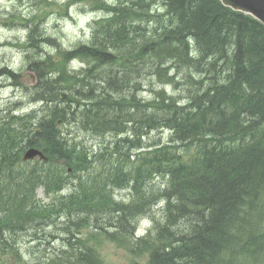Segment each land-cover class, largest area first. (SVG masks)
Wrapping results in <instances>:
<instances>
[{
    "label": "trees",
    "instance_id": "16d2710c",
    "mask_svg": "<svg viewBox=\"0 0 264 264\" xmlns=\"http://www.w3.org/2000/svg\"><path fill=\"white\" fill-rule=\"evenodd\" d=\"M113 1L91 44L76 51L88 64L86 84L77 90L72 73L51 83L50 98L69 87L71 95L59 100L73 102V110H52L18 151L59 140L58 119L93 136L124 137L107 141L99 161H72L62 142L53 157L45 150L50 164L27 176L28 193L95 175L94 183L49 205L30 204L19 193L1 196L0 251L16 248L13 236L34 216L58 214L72 223L75 214L84 225L97 220L105 240L147 255L145 264H264V26L217 0ZM147 87L152 98L144 102ZM13 116L16 127L29 119ZM152 130L168 141H145ZM140 149L148 154L130 163L128 152ZM55 160L65 162L57 173ZM155 178L159 185L151 184ZM123 189L128 203L114 198ZM144 218L158 233L134 238ZM89 259L104 264L92 250L58 264Z\"/></svg>",
    "mask_w": 264,
    "mask_h": 264
},
{
    "label": "bare ground",
    "instance_id": "6f19581e",
    "mask_svg": "<svg viewBox=\"0 0 264 264\" xmlns=\"http://www.w3.org/2000/svg\"><path fill=\"white\" fill-rule=\"evenodd\" d=\"M86 1L93 6L92 9L103 13L102 16L95 18L93 22H91L90 30L92 33L93 29L96 27V23L103 21V19L108 16L110 6L114 5L113 0H60V2L59 0H46L45 4L48 8L54 7L55 9L63 6L65 10L64 16L67 17L70 8H73L76 5L79 6V4L85 5L84 3ZM10 6L11 1L8 2V0H2V2H0V28L10 24L15 25L13 31L18 32L17 36L20 39L17 41H14V39H4L0 42V45L3 46L4 52L7 51L9 53L5 59L0 61V182L5 185V187L0 188V197L7 194L12 195V193H19L20 198H25L29 195L28 203L30 204L37 206H40V203L42 205H49L52 202L61 201L62 197L80 191L82 188L83 190L89 189L94 183L91 178H94L95 175L91 178L84 176L85 178L77 180L76 183L70 182L61 189L54 192L51 191L50 193H47L44 184H39L36 188H32V191L28 193L29 185L27 184V176L33 172L34 168L40 169L43 165L50 164L51 157L45 152V150L50 152L51 156L55 155L59 152L60 142H62L65 148H69V154L67 153V155H69V158L72 161H90L91 158H95L99 161L98 154L101 147L105 145L107 141L114 144L119 138L122 139L124 137V133L122 134V132H120L117 138L107 140L109 135L106 137L100 135L93 136L91 131H78V127H76L74 123L63 124V120L58 119L53 129L54 131L61 132L59 140L52 144H47L45 150L39 147H31L24 152L18 151L21 140L32 135L35 130L41 128L44 121L50 117L52 110L61 107L66 114L73 110V102H61L71 95L69 87L59 89L61 92L59 99L61 101L55 97L50 98L49 91L51 83L58 79L62 74L66 73H72L71 76H73L76 81L74 83H76L75 87L77 90H80L82 85L86 84L85 75L87 73L88 64H86L85 60L76 56V51L83 46H89L91 44V35L88 42L79 43L69 50L62 49L59 45L53 46L56 54H52L47 49L50 48V44L53 43L54 40L43 31L44 25L41 24V22L35 23V16H29L26 17L24 28L18 30V12L14 11L15 9H10ZM19 31L21 33H19ZM13 50H16V55ZM19 55L22 56L18 57ZM15 58H22V64L26 58L27 65L18 68L19 66L14 62ZM12 79L17 82L14 83ZM158 88L161 89L162 86L160 85ZM149 90V87H147L144 92L149 93L148 97H144V93H141V98L144 102L151 101L152 97ZM13 96L17 99L14 104L10 100ZM78 107L79 105H77V108ZM148 112L152 115L154 114V112ZM18 114L28 115L29 119L16 127L13 115ZM152 131L154 132L155 130ZM80 133H88L93 139L97 138L100 140L101 143L98 147L90 146L87 143V139H84V137L81 138ZM168 139L166 141H168ZM158 141H161L162 143L166 142L162 140ZM153 142H155V140ZM30 149L35 150L33 154L30 153ZM140 150H144V154H148L146 153V149ZM61 166H65V162L63 160H55V173H57ZM68 170L71 172L70 168ZM155 183H157V178H155L151 184L153 185ZM33 185L34 184H30V187H34ZM39 190H42L43 196L48 199V202H42L38 198ZM129 192L128 189L117 191L114 193V198L118 202L123 201L128 203L130 201L128 199L130 196ZM71 220L72 223H69V220L62 218L58 214L52 216H48L46 213L37 215L31 219L28 229L26 231L19 230V234H25L26 236L31 237V240L35 243V247L32 246V248H35L34 255H39L40 253L45 254V252H47V245H49V248H52L53 246V242L50 244L48 243V236H46V234H50L52 230L65 231L64 233L67 236L66 243L68 244L66 247H68V249H65L64 251L61 249L57 252L56 258L58 260L69 257V253L91 256V250L94 252L96 251L89 245L101 239L104 233L103 231L96 229L95 224L98 221L96 220L89 225H84L76 222L77 216L75 214L72 216ZM145 221L146 226L143 224L141 228L135 230L134 235H136V238H140L137 237L139 232H142L141 238H144L147 235H157L158 231L157 233L156 230L153 231L152 222L149 219H145L144 222ZM97 225H99V223H97ZM109 230L112 231L113 229L111 228ZM14 239L15 238H13L12 242H14ZM0 243L2 248L6 247L2 244L1 237ZM42 245L45 246L44 249ZM16 249H18V247H16ZM86 262V264H94L91 259ZM244 262L248 263V261Z\"/></svg>",
    "mask_w": 264,
    "mask_h": 264
},
{
    "label": "rangeland",
    "instance_id": "374dc122",
    "mask_svg": "<svg viewBox=\"0 0 264 264\" xmlns=\"http://www.w3.org/2000/svg\"><path fill=\"white\" fill-rule=\"evenodd\" d=\"M10 1V9H15L14 11L18 12V30H22L24 28L26 17L35 16V23L41 22V24L44 25L43 31L54 40H52L53 43L50 44V48L47 49L52 54H56L53 46L59 45L62 49L69 50L74 48L79 43L88 42L91 35V22H93L95 18L103 15L102 12L92 9L93 6L90 5L88 1L84 3L85 5L79 4V6L76 5L75 7L70 8L69 15L67 17L64 16L65 10L63 6L58 9H55L54 7L48 8L45 4L46 0H8V2ZM0 2H2V0H0ZM14 27L15 25L10 24L0 28V42L4 39H14V41L20 39L17 36L18 32L13 31ZM19 33L21 32L19 31ZM15 51L14 54L16 55L17 53ZM8 54L9 53L7 51L4 52L3 46L0 45V61L5 59ZM22 55H19L18 57H21ZM22 61V58L14 59L15 64L19 66L18 68L27 65L26 58L23 64L21 63ZM12 81L14 83L17 82L14 79H12ZM151 82L153 86L157 85L156 81L153 80ZM143 96L148 97L149 93L146 92L143 94ZM10 100L13 104L17 101L14 96ZM80 135L81 138L84 137V139L88 140L87 143L90 146L98 147L101 143L100 140H98L97 138L93 139V137L88 133H80ZM168 137L169 136L166 133L162 134L160 132L152 131L149 135L146 136V139L148 140V142H153L154 140L166 141ZM109 139H113V137L109 136L107 140ZM146 139L144 140L147 141ZM143 151L144 150H136L128 152L131 157L130 163L134 161V158L136 156L144 153ZM159 184L160 181L157 180V185ZM38 198L42 202H48V199L44 198L42 190L38 191ZM152 211L153 215L156 216V218L160 219L161 212L159 211V206L157 207L152 205ZM145 219L147 218L139 221L137 229L141 228L143 224L146 226V221L144 222ZM141 234L142 232H139L137 234V237H141ZM46 236H48V243L50 244L53 242V246L52 248H49V245H47V252H45V254L40 253L39 255H34L35 248H32V246H34L35 243L31 240V237H28L25 234L21 235L19 233L18 235L13 236L16 239V241L14 239L13 243L16 247H18V249L15 248L13 250L10 247L9 249H5L4 252L0 251V264H58L59 260L56 258L57 252H59L61 249H63V251L65 249H68V247H66L68 246V244L66 243L67 236L64 232L57 230H52L51 233L46 234ZM134 237L136 238V235H134ZM89 246H91L97 252V254L99 253L98 255L102 259L104 264H145L148 259L147 255H134L127 250V247L118 246L116 243L109 242L104 238L99 239ZM42 247L43 249L45 248L44 245H42ZM15 250L17 251L18 255H16V253L14 252ZM240 260L243 261V258H238L236 260L237 263H239Z\"/></svg>",
    "mask_w": 264,
    "mask_h": 264
},
{
    "label": "water",
    "instance_id": "95a60500",
    "mask_svg": "<svg viewBox=\"0 0 264 264\" xmlns=\"http://www.w3.org/2000/svg\"><path fill=\"white\" fill-rule=\"evenodd\" d=\"M225 7L253 17L264 25V0H218ZM34 153V149L29 150Z\"/></svg>",
    "mask_w": 264,
    "mask_h": 264
}]
</instances>
